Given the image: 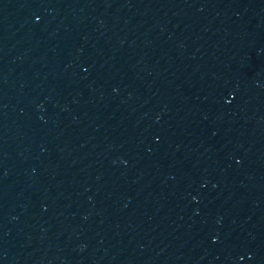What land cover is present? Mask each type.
<instances>
[{"label":"water","instance_id":"95a60500","mask_svg":"<svg viewBox=\"0 0 264 264\" xmlns=\"http://www.w3.org/2000/svg\"><path fill=\"white\" fill-rule=\"evenodd\" d=\"M0 264H264V0H0Z\"/></svg>","mask_w":264,"mask_h":264}]
</instances>
